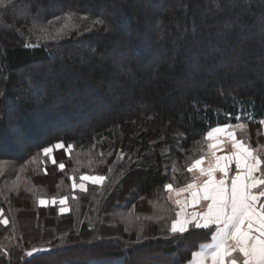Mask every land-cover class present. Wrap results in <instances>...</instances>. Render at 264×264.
Returning a JSON list of instances; mask_svg holds the SVG:
<instances>
[{
    "label": "trees",
    "instance_id": "obj_1",
    "mask_svg": "<svg viewBox=\"0 0 264 264\" xmlns=\"http://www.w3.org/2000/svg\"><path fill=\"white\" fill-rule=\"evenodd\" d=\"M69 12L58 39L40 31ZM238 113L258 129L246 141L264 145V0L0 7V264H188L211 232L170 234L178 209L163 184L189 182L206 133ZM58 142L73 148L52 164L42 149ZM84 174L108 180L72 200L68 176ZM60 196L69 213L37 203ZM32 247L47 251L22 258Z\"/></svg>",
    "mask_w": 264,
    "mask_h": 264
},
{
    "label": "snow or ice",
    "instance_id": "obj_2",
    "mask_svg": "<svg viewBox=\"0 0 264 264\" xmlns=\"http://www.w3.org/2000/svg\"><path fill=\"white\" fill-rule=\"evenodd\" d=\"M12 5L13 0H0V7L5 10ZM73 16L71 12L66 13L63 26L56 29L53 35L49 36L47 28L40 31L47 38L56 40L68 29ZM93 23L103 25L105 22L97 19ZM25 47H28L27 43ZM34 47H39V44ZM235 119L238 122L235 125L228 123L213 127L206 133V153L186 167L192 175L189 182L177 188L170 182L163 184V190L169 194L168 199L178 209L171 220L169 233L182 235L189 230V226L211 232L212 242L202 244L199 251L193 252L189 264H264V147L254 148L246 140L238 138L236 129L243 130L246 125L240 122L241 114L238 113ZM258 123L264 126V119ZM72 148L70 143L58 142L44 147L42 153L52 164H56L53 153L60 149L67 153ZM124 155L117 153L120 160L124 159ZM58 168L63 171L65 164L59 163ZM68 180L74 193L71 199L77 200V190L87 193V183L104 186L108 177L84 174L77 182L74 175H69ZM37 203L40 207L59 205V214L70 212L68 196L50 200L40 198ZM8 223L3 218V209H0V225L7 226ZM42 251L47 249L32 247L22 258H32ZM0 253L6 257L10 255L3 249Z\"/></svg>",
    "mask_w": 264,
    "mask_h": 264
},
{
    "label": "rangeland",
    "instance_id": "obj_3",
    "mask_svg": "<svg viewBox=\"0 0 264 264\" xmlns=\"http://www.w3.org/2000/svg\"><path fill=\"white\" fill-rule=\"evenodd\" d=\"M242 123H243V122H242ZM244 124L246 125V127H245L243 130H241V129H239V128L236 129V135H237V137L246 140V138H247L248 136H250V134H252L250 137H251L252 140L254 141V139H255L256 136L258 135V129L254 128L253 131H252V130L250 131V129L248 128V125H247L246 123H244ZM234 125H235V124H234ZM216 127H217V126H216ZM260 127H261L260 130H263V131H264V126H261V125H260ZM206 144H207V142H205V148H204V150H203V153H206V151H207ZM229 147H230V146H229ZM260 147H264V145H261ZM202 155H203V154H202ZM199 157H200V156H199ZM199 157H198V158H199ZM189 174L191 175V173H189ZM45 199H46V198H45ZM49 200H50V199H49Z\"/></svg>",
    "mask_w": 264,
    "mask_h": 264
},
{
    "label": "water",
    "instance_id": "obj_4",
    "mask_svg": "<svg viewBox=\"0 0 264 264\" xmlns=\"http://www.w3.org/2000/svg\"><path fill=\"white\" fill-rule=\"evenodd\" d=\"M37 248H42V249H45L44 247H37ZM31 250V249H30ZM29 251V250H28Z\"/></svg>",
    "mask_w": 264,
    "mask_h": 264
},
{
    "label": "crops",
    "instance_id": "obj_5",
    "mask_svg": "<svg viewBox=\"0 0 264 264\" xmlns=\"http://www.w3.org/2000/svg\"><path fill=\"white\" fill-rule=\"evenodd\" d=\"M211 242H212V241H211ZM211 242H210V243H211ZM198 251H199V250H198ZM188 264H189V263H188Z\"/></svg>",
    "mask_w": 264,
    "mask_h": 264
}]
</instances>
